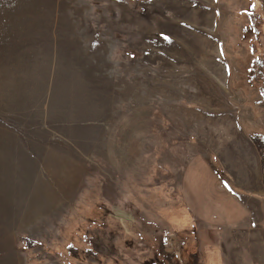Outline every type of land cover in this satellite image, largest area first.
Segmentation results:
<instances>
[{
  "label": "rangeland",
  "instance_id": "obj_1",
  "mask_svg": "<svg viewBox=\"0 0 264 264\" xmlns=\"http://www.w3.org/2000/svg\"><path fill=\"white\" fill-rule=\"evenodd\" d=\"M257 142L264 0H0V264H191L184 164Z\"/></svg>",
  "mask_w": 264,
  "mask_h": 264
},
{
  "label": "crops",
  "instance_id": "obj_2",
  "mask_svg": "<svg viewBox=\"0 0 264 264\" xmlns=\"http://www.w3.org/2000/svg\"><path fill=\"white\" fill-rule=\"evenodd\" d=\"M248 147L255 156L240 175L226 165L220 170L205 153L192 155L180 172L179 196L195 229L197 264H264L252 254L264 241L250 242L247 235L264 223L263 162L255 145Z\"/></svg>",
  "mask_w": 264,
  "mask_h": 264
},
{
  "label": "built area",
  "instance_id": "obj_3",
  "mask_svg": "<svg viewBox=\"0 0 264 264\" xmlns=\"http://www.w3.org/2000/svg\"><path fill=\"white\" fill-rule=\"evenodd\" d=\"M161 247L163 250L170 252L174 261L182 262V253L185 244L182 241H179L175 235H164L161 239Z\"/></svg>",
  "mask_w": 264,
  "mask_h": 264
},
{
  "label": "trees",
  "instance_id": "obj_4",
  "mask_svg": "<svg viewBox=\"0 0 264 264\" xmlns=\"http://www.w3.org/2000/svg\"><path fill=\"white\" fill-rule=\"evenodd\" d=\"M256 137H254V139H255ZM255 145V147H256V149L258 150V152H259V154H261V161H264V155H263V145H261L260 143H256V144H254ZM188 248H190V256H191V264H197V253H196V243H195V241L193 242V244H192V247H188ZM188 248L187 247H185L184 249H183V255H184V257H187V259H188V252H189V250H188Z\"/></svg>",
  "mask_w": 264,
  "mask_h": 264
}]
</instances>
